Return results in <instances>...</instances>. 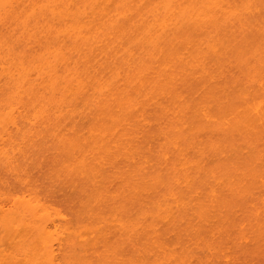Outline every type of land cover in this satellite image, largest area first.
<instances>
[{
  "label": "rangeland",
  "instance_id": "obj_1",
  "mask_svg": "<svg viewBox=\"0 0 264 264\" xmlns=\"http://www.w3.org/2000/svg\"><path fill=\"white\" fill-rule=\"evenodd\" d=\"M11 4L0 9V58L12 49L18 64L44 37L32 0ZM233 4L242 25L214 34L222 47L205 45L218 51L206 69L178 66L170 81L151 78L152 95L133 92L131 129L101 158L85 150L86 172L84 148L69 152L58 132L65 124L86 147L93 114L26 98L1 108L11 83L0 74V264H43L34 229L44 225L55 264H264V0Z\"/></svg>",
  "mask_w": 264,
  "mask_h": 264
},
{
  "label": "bare ground",
  "instance_id": "obj_2",
  "mask_svg": "<svg viewBox=\"0 0 264 264\" xmlns=\"http://www.w3.org/2000/svg\"><path fill=\"white\" fill-rule=\"evenodd\" d=\"M234 1L232 0L233 3ZM11 2L12 0H0V9L12 8ZM232 2L32 0L38 10L35 17L36 30L42 33L44 41L42 45L41 42L38 44L37 51L40 52L36 51L35 56L30 59L23 56L24 60L18 64L15 63L18 57L12 49L8 51L5 61L0 58L1 63L8 65L7 68L3 66L0 74L7 76L11 83L3 93L4 102L1 108L12 107L13 103L22 102L26 98L27 106L42 108L49 102L55 108H67L73 115L77 113V106L81 105L84 110H89L86 116L93 114L90 131L87 130L89 138H84L85 141L90 139L86 142H89V145L84 147L76 143L75 140L79 136L75 131L74 134L64 132L65 129L68 130L65 124L61 125L58 135L67 137L62 142H65L64 148L69 147L68 151L81 149L76 152L85 154V150H88L92 152L93 159L101 158L109 151L112 143H117L126 134L128 127L131 129L130 113L137 105L133 104L135 102L132 97H135V94L139 96L134 99L147 95L145 90L151 94V86L155 89L154 83H150L151 78L164 76V80L170 81L187 68H190L191 73L206 69L202 61H206L207 56L214 55L209 51L212 45H217V49L223 46L222 39L214 36L222 31V27L234 25V21L241 24L242 19L233 10ZM152 5L154 6L150 10L148 7ZM245 10H248L247 6ZM143 11L146 14L143 15ZM147 13L152 18L145 17ZM201 33L205 34L204 37H201ZM199 37L203 38V41ZM204 41L206 43H203ZM206 44H211L212 47L205 46ZM186 47L194 57L188 52H181ZM189 50L186 48L185 51ZM217 52L214 53L219 57ZM198 53H201V59ZM198 61H201V65ZM28 66L32 69H27ZM178 66H185L182 67L185 70L182 72ZM178 69L179 73H176ZM33 75L36 78H33ZM85 156L86 154H81L78 157L83 159L79 161V165L84 172L91 169V163ZM18 201L14 202V206L25 208V212L31 216H39L36 207L28 202ZM13 221L16 222L17 219ZM34 232L40 239L41 244L36 248L43 264H55L54 243L47 225L36 227Z\"/></svg>",
  "mask_w": 264,
  "mask_h": 264
}]
</instances>
